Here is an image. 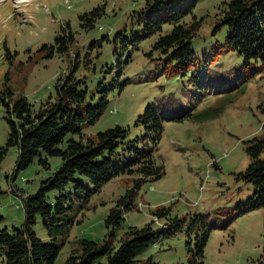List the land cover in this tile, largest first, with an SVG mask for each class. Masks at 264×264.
Wrapping results in <instances>:
<instances>
[{
    "label": "rangeland",
    "instance_id": "obj_1",
    "mask_svg": "<svg viewBox=\"0 0 264 264\" xmlns=\"http://www.w3.org/2000/svg\"><path fill=\"white\" fill-rule=\"evenodd\" d=\"M161 1H171L175 8L187 11L186 21L201 20L191 40L195 60L187 71L179 70L176 60L153 47L174 23H163L161 30L132 40L136 33L144 34L143 16L156 0H0V93L8 89L12 97L24 95L37 109L55 97L57 83L72 74L83 81L80 88L86 91L77 111L95 105L102 94L107 99L102 115L83 126L82 138L115 125L127 128L128 139L142 137L149 132L136 124L137 117L147 104H154L163 124L155 159L164 173L140 186L116 228L115 244L130 225L152 222L159 226L164 222L152 214L156 206L163 205L170 206V216L187 220L171 235L150 243L139 258L187 264L188 223L193 214H200L209 227L203 264H264V209L246 207L253 185L239 176L250 161L244 141L262 133L264 61L246 62L228 48L226 26L218 25L216 14L218 5L228 0ZM100 4L104 13L93 27H83L80 23L86 20L79 15ZM164 12L162 5L157 14ZM67 24L73 36L68 50L42 57L41 46L54 43ZM124 38L133 43L124 48ZM200 68L206 69L204 81ZM5 115L0 101V147L9 132ZM70 137L81 136L67 134L64 141ZM125 146L120 145L115 156L122 162ZM16 157L17 148L11 145L0 161V229L21 226V197L35 193L41 180L62 163L59 156L40 150L26 168L15 172ZM40 158H46V167ZM134 177L121 173L98 192L87 194L91 188L88 178L75 174V182L63 190L46 193V201L52 204L59 195L66 196L62 211L55 213L59 225L52 226L51 233L39 216L32 225L42 241L63 243L55 264H61L81 238L103 240L105 217ZM77 182L84 187H76ZM0 264H4L1 253Z\"/></svg>",
    "mask_w": 264,
    "mask_h": 264
},
{
    "label": "trees",
    "instance_id": "obj_2",
    "mask_svg": "<svg viewBox=\"0 0 264 264\" xmlns=\"http://www.w3.org/2000/svg\"><path fill=\"white\" fill-rule=\"evenodd\" d=\"M264 0H228L217 7L218 25L226 26V43L228 48L242 55L246 62L261 59L264 61ZM164 5V13L157 14ZM150 10L143 16L145 19L144 34H135L133 41L161 30L163 23H174L167 34L160 35L153 47L169 58L176 60L179 70L187 71L195 60L191 40L201 25V20L193 17L186 21L187 11L173 6L171 1L163 3L156 0ZM104 13L100 4L79 15L80 24L91 28L98 17ZM67 28V30H66ZM68 24L54 38V43L43 44L42 57L49 58L55 52L68 50L73 36ZM132 40L122 39V46L132 44ZM116 62L119 63L117 59ZM76 66L74 62L73 69ZM193 72L190 75L193 76ZM205 68H200L199 76L204 81ZM81 79L67 75L56 85V96L42 102L37 109L32 108L26 96L12 97L11 91L5 89L0 93V101L5 106V120L9 125L8 137L0 147V161L8 146L17 148L14 171L26 168L43 150L48 155L59 156L62 163L50 176L41 180L35 193L26 194L22 199L23 222L20 227L11 230L0 229V253L4 264H55L63 243L44 242L32 230L36 217L41 218L43 227L49 233L52 226L59 225L55 213L61 212L65 195H59L56 201L48 203L46 193L50 190H63L69 182H75L74 175L88 178L91 188L87 194L98 192L114 176L121 173L135 174L132 185L117 199L115 205L105 217L106 233L102 241L81 238L76 242L70 254L61 264H163L150 257L139 258L138 254L156 239L169 236L179 230L187 217L170 216V206L158 205L152 214L162 218L159 226L152 222L141 226H128L115 244L116 228L124 221L126 210L131 208L132 200L140 186L146 180L158 179L164 173L163 166L157 164L155 155L159 149L162 132V120L154 104H147L143 113L138 115L136 124H142L149 133L137 139H128V130L115 125L94 135L82 138V128L95 122L105 111L107 99L102 94L93 106H86L84 112L77 111L85 99L86 91L80 88ZM262 133L245 140V152L250 161L239 173L245 181L253 185V195L247 200L248 209H264V123ZM67 134H79L81 137L64 138ZM60 147V144H63ZM140 144V145H138ZM126 145L124 162L117 160V148ZM39 162L47 166L46 158ZM76 187H84L77 182ZM1 220V217H0ZM195 227L198 230H195ZM209 227L200 214H193L186 231L188 260L187 264H203L204 247ZM201 233H200V232ZM191 235L194 242L191 244Z\"/></svg>",
    "mask_w": 264,
    "mask_h": 264
}]
</instances>
